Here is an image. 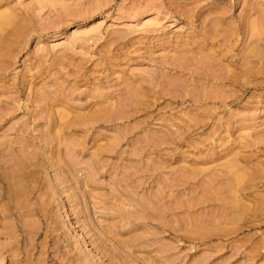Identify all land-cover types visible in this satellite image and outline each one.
Here are the masks:
<instances>
[{
  "label": "rangeland",
  "instance_id": "rangeland-1",
  "mask_svg": "<svg viewBox=\"0 0 264 264\" xmlns=\"http://www.w3.org/2000/svg\"><path fill=\"white\" fill-rule=\"evenodd\" d=\"M0 24V264H264V0Z\"/></svg>",
  "mask_w": 264,
  "mask_h": 264
},
{
  "label": "bare ground",
  "instance_id": "bare-ground-1",
  "mask_svg": "<svg viewBox=\"0 0 264 264\" xmlns=\"http://www.w3.org/2000/svg\"><path fill=\"white\" fill-rule=\"evenodd\" d=\"M1 25V24H0ZM2 26V25H1ZM78 112V111H77ZM240 180V179H239Z\"/></svg>",
  "mask_w": 264,
  "mask_h": 264
}]
</instances>
